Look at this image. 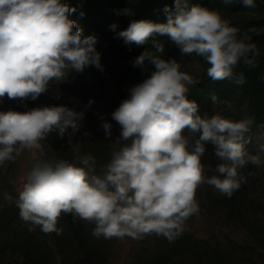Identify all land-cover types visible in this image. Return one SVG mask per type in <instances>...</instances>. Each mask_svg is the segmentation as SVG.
Masks as SVG:
<instances>
[{"label":"clouds","instance_id":"9594fccd","mask_svg":"<svg viewBox=\"0 0 264 264\" xmlns=\"http://www.w3.org/2000/svg\"><path fill=\"white\" fill-rule=\"evenodd\" d=\"M240 2L255 7V0ZM76 11L64 0H0V101L5 97L36 100L49 92L51 83L66 82L73 72L83 73L89 66L103 70L95 47L98 38L83 35L71 19ZM163 12L166 22L134 20L118 33L128 45L152 42L154 51L146 49L133 66L144 69L147 62L154 71L131 87L128 98L111 113L120 126V136L110 160L98 166L88 153L73 162H38L27 172L15 204L20 218L32 226L30 230L39 227L46 234H60V218L71 214L74 220L94 223L96 238L156 235L171 242L199 214L196 193L201 185L231 198L246 182L238 169L261 164L260 157L244 147L251 121H236L219 113L201 115L198 103L188 98L195 78L182 71L175 59L158 55L165 47L155 38L166 35L181 55L203 58L210 65L207 76L213 81L231 80L237 85L245 83L244 73L234 72L238 64L257 66L260 51L256 43L219 10L191 0H174V6L165 5ZM122 14L133 13L125 8ZM211 99L217 102L218 97L212 94ZM93 103L89 100L85 108ZM84 119L83 110L67 105L0 111V166L15 162L25 150L41 149V141L52 132L62 139L67 135L71 145ZM101 128L106 139L112 136L110 122L102 119ZM207 144L222 161L214 170L208 166V171L218 175L205 174L202 157ZM260 150L264 151V145ZM4 198L13 199L7 193Z\"/></svg>","mask_w":264,"mask_h":264},{"label":"trees","instance_id":"16d2710c","mask_svg":"<svg viewBox=\"0 0 264 264\" xmlns=\"http://www.w3.org/2000/svg\"><path fill=\"white\" fill-rule=\"evenodd\" d=\"M77 11L71 19L77 22V26L83 29V35H95L98 38L95 45L101 54L100 63L103 70L95 66L88 69L95 80L98 96L105 95L109 81L115 83L118 101L120 103L128 98L129 89L147 78L154 66L147 64L144 69L134 67L136 57L146 49L154 51L152 42L146 45L125 44L123 38L118 36L120 31L128 28L134 20H151L154 22H166L163 12L165 5L174 6V0H64ZM213 10H219L221 14L231 21V25L240 29V33H247L255 42L260 56L257 57V66L249 68L242 62L234 69L236 74L243 72L245 83L237 85L231 80L213 81L207 76L210 67L203 58L192 54L201 62L203 70L196 84L190 87L188 98L199 105L200 114L209 116L216 114L213 105L220 109V114L227 117L235 105L246 103L252 113V122L249 131H259L264 135V0H255V7H244L240 0H233L231 4L223 3V0H191ZM129 8L132 15L122 14V10ZM84 15L81 16L80 13ZM121 13V14H117ZM116 24L112 29L110 26ZM155 39L164 44L165 51L161 55L165 60L172 59L176 44L168 36H160ZM75 73V72H73ZM218 97L213 102L211 95ZM0 111H4L1 110ZM211 145V144H210ZM113 151L109 139L101 131L93 132L85 138L77 151L66 147L57 159H65L73 162L77 156L91 153L97 160V165H103L110 160ZM218 161L221 163L218 159ZM12 164L0 168V255L6 250L19 254L25 264H45L50 260L52 248L47 242L44 232L29 223H25L19 216V209L15 204L18 192L13 187L11 178ZM238 175L242 176L240 169ZM243 187L234 191L238 193ZM12 196V201H7L4 194ZM250 218L243 220L244 226L253 240L264 248V216L252 201L248 204ZM67 229L79 246H85L91 240L94 228L88 227L86 222L75 219L71 214L63 215ZM153 247L150 256L144 258L145 264H188L190 258L205 261L206 264H223L230 259V253L220 248L219 242H212L205 238H197L189 233H182L173 241L163 236L153 237ZM95 249L87 248L86 256H93Z\"/></svg>","mask_w":264,"mask_h":264},{"label":"rangeland","instance_id":"374dc122","mask_svg":"<svg viewBox=\"0 0 264 264\" xmlns=\"http://www.w3.org/2000/svg\"><path fill=\"white\" fill-rule=\"evenodd\" d=\"M172 59L181 64L182 71L195 79H198L203 70L201 62L192 55H181L177 45ZM94 82L87 67L83 73H71L66 82L51 83L49 92L42 94L36 100L19 101L5 97L0 101V109L4 111L11 109L23 112L36 107L67 105L85 112L84 127L73 135L71 145L68 143L67 135L62 139L56 132H52L41 141V149L25 150L15 162H7L0 166L4 168L12 164L11 178L13 187L18 193L27 172L36 163L56 160L66 147L77 151L81 142L93 132L101 131L105 134L101 128L102 119L112 124V136L108 138L112 149L119 147L115 141L120 136V126L111 117V113L117 108L118 101L115 83L109 81L105 95L100 98ZM89 100H93L94 103L91 107L85 108ZM213 108L216 114H220V109L216 105H213ZM226 118L236 121L249 119L252 122V113L246 103L235 105L232 101L231 111ZM84 132L90 135L84 136ZM261 145H264V135L261 132L254 131L248 136L245 135V150L251 155H258L261 164L249 163L240 168L242 176L246 177V182L243 183L242 189L231 198L221 194L212 186L201 185L196 193L200 212L186 222L184 233L212 242L218 241L220 248L230 253V259L223 264H264V248L253 240L243 223L245 218L251 217L248 209L250 201L256 204L259 213L264 216V151L260 150ZM202 162L206 166L207 176L217 174L214 171H208V166L214 170L220 163L212 145H206ZM86 225L95 227L94 223L86 222ZM57 227L62 229L60 234L44 233L52 248L50 260L45 264H145L144 258L150 256L154 242V235L145 236L142 239L127 236L122 239H105L103 236L96 238L92 235L88 244L79 246L69 233L63 215ZM91 246L95 249L94 255L86 256V250ZM0 264H25V262L19 254L6 250L0 255ZM188 264L206 263L190 258Z\"/></svg>","mask_w":264,"mask_h":264}]
</instances>
